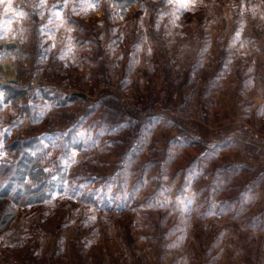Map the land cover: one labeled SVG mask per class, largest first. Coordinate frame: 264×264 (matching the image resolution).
<instances>
[{
	"label": "rangeland",
	"instance_id": "1",
	"mask_svg": "<svg viewBox=\"0 0 264 264\" xmlns=\"http://www.w3.org/2000/svg\"><path fill=\"white\" fill-rule=\"evenodd\" d=\"M15 38L32 59L14 75L34 89L0 91V163L38 139L66 180L15 208L0 264H264V156L201 141L212 99L195 70L228 50L264 67V0H0V42ZM111 69L139 104L163 93L193 119L166 106L131 130L122 95L99 89Z\"/></svg>",
	"mask_w": 264,
	"mask_h": 264
},
{
	"label": "crops",
	"instance_id": "2",
	"mask_svg": "<svg viewBox=\"0 0 264 264\" xmlns=\"http://www.w3.org/2000/svg\"><path fill=\"white\" fill-rule=\"evenodd\" d=\"M254 58L260 57L247 51L228 50L217 55L210 69L205 68L206 62L202 60L195 65L198 75H203L202 87L209 88L212 99L208 118L200 124V139L203 142L209 131L210 147L214 150L227 148L238 152V147L243 155L264 156V67L262 62L255 65ZM180 98L186 100L181 92Z\"/></svg>",
	"mask_w": 264,
	"mask_h": 264
},
{
	"label": "trees",
	"instance_id": "3",
	"mask_svg": "<svg viewBox=\"0 0 264 264\" xmlns=\"http://www.w3.org/2000/svg\"><path fill=\"white\" fill-rule=\"evenodd\" d=\"M1 90L9 100L23 96L21 92L10 87L0 86ZM75 98L76 96L64 98L63 104H68ZM69 146L79 149L78 144L70 142ZM5 149L14 155L11 157L12 162L0 163V233L13 217L16 207L43 204L66 180V174L60 172L62 169L47 172L42 166L43 148L40 140L13 141Z\"/></svg>",
	"mask_w": 264,
	"mask_h": 264
},
{
	"label": "built area",
	"instance_id": "4",
	"mask_svg": "<svg viewBox=\"0 0 264 264\" xmlns=\"http://www.w3.org/2000/svg\"><path fill=\"white\" fill-rule=\"evenodd\" d=\"M20 43L21 40L19 38L0 42V72L5 82L8 83L5 84L6 86L22 94H27L34 89V84L32 82L22 83L17 76L14 75L15 68L13 67V59L15 57L24 63L25 66H28L27 62L32 59L30 52L24 50ZM124 88V82L118 78L117 72L113 69L108 70L104 74L99 85L101 91H111L122 95L126 107L125 119L127 122L131 123V130L136 129V123L143 117L166 116V96L163 93L157 96V99L152 105L144 107L138 103L133 95L126 94ZM167 109L168 112L175 118H180L181 121H190L194 117V112L186 107L169 104Z\"/></svg>",
	"mask_w": 264,
	"mask_h": 264
},
{
	"label": "water",
	"instance_id": "5",
	"mask_svg": "<svg viewBox=\"0 0 264 264\" xmlns=\"http://www.w3.org/2000/svg\"><path fill=\"white\" fill-rule=\"evenodd\" d=\"M83 98L85 97L83 94H80Z\"/></svg>",
	"mask_w": 264,
	"mask_h": 264
}]
</instances>
